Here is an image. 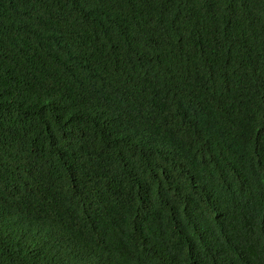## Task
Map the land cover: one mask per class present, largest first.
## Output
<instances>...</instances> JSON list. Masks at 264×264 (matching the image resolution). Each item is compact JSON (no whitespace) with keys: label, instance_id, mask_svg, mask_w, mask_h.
<instances>
[{"label":"trees","instance_id":"1","mask_svg":"<svg viewBox=\"0 0 264 264\" xmlns=\"http://www.w3.org/2000/svg\"><path fill=\"white\" fill-rule=\"evenodd\" d=\"M0 264H264V0H0Z\"/></svg>","mask_w":264,"mask_h":264}]
</instances>
